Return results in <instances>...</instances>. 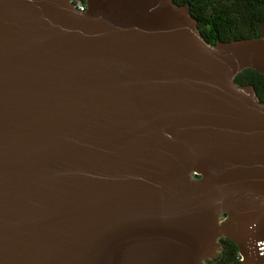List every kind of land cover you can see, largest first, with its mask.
Listing matches in <instances>:
<instances>
[{"label": "water", "instance_id": "1", "mask_svg": "<svg viewBox=\"0 0 264 264\" xmlns=\"http://www.w3.org/2000/svg\"><path fill=\"white\" fill-rule=\"evenodd\" d=\"M0 0V264H264L260 37L173 0Z\"/></svg>", "mask_w": 264, "mask_h": 264}, {"label": "trees", "instance_id": "2", "mask_svg": "<svg viewBox=\"0 0 264 264\" xmlns=\"http://www.w3.org/2000/svg\"><path fill=\"white\" fill-rule=\"evenodd\" d=\"M188 7L197 21V29L206 42H229L260 37L264 22V0H173ZM238 86L252 85L260 102H264V75L245 69L234 77ZM221 251L206 264H236L240 257L234 242L222 239Z\"/></svg>", "mask_w": 264, "mask_h": 264}, {"label": "built area", "instance_id": "3", "mask_svg": "<svg viewBox=\"0 0 264 264\" xmlns=\"http://www.w3.org/2000/svg\"><path fill=\"white\" fill-rule=\"evenodd\" d=\"M69 1L73 9H75L76 11H83L87 9L86 0H69Z\"/></svg>", "mask_w": 264, "mask_h": 264}]
</instances>
